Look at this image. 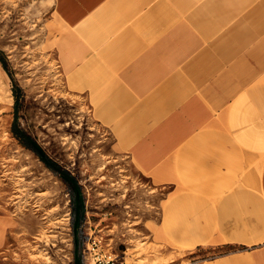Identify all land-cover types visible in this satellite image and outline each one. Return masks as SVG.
Instances as JSON below:
<instances>
[{"label":"crops","instance_id":"obj_1","mask_svg":"<svg viewBox=\"0 0 264 264\" xmlns=\"http://www.w3.org/2000/svg\"><path fill=\"white\" fill-rule=\"evenodd\" d=\"M68 93L162 199L158 230L206 264H264V209L235 190L264 151V0H54ZM254 182L264 203V163ZM8 219L0 214V250Z\"/></svg>","mask_w":264,"mask_h":264},{"label":"rangeland","instance_id":"obj_2","mask_svg":"<svg viewBox=\"0 0 264 264\" xmlns=\"http://www.w3.org/2000/svg\"><path fill=\"white\" fill-rule=\"evenodd\" d=\"M53 2L0 0V264H206L224 249L164 241L167 190L116 149L87 98L66 91ZM263 163L264 151L249 150L235 187L258 213Z\"/></svg>","mask_w":264,"mask_h":264},{"label":"trees","instance_id":"obj_3","mask_svg":"<svg viewBox=\"0 0 264 264\" xmlns=\"http://www.w3.org/2000/svg\"><path fill=\"white\" fill-rule=\"evenodd\" d=\"M0 62L1 63H3L1 60H0ZM15 96L17 97L18 95H17V93L15 94ZM69 176L68 175H66V178H68ZM71 180V179H70ZM72 183H74L73 181H72Z\"/></svg>","mask_w":264,"mask_h":264},{"label":"built area","instance_id":"obj_4","mask_svg":"<svg viewBox=\"0 0 264 264\" xmlns=\"http://www.w3.org/2000/svg\"><path fill=\"white\" fill-rule=\"evenodd\" d=\"M107 262H109V260H107Z\"/></svg>","mask_w":264,"mask_h":264}]
</instances>
